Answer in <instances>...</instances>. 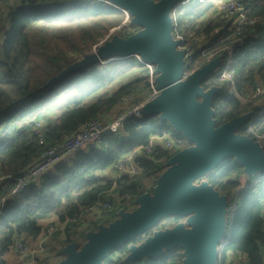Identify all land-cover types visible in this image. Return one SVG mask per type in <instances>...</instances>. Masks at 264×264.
Here are the masks:
<instances>
[{"label": "trees", "instance_id": "1", "mask_svg": "<svg viewBox=\"0 0 264 264\" xmlns=\"http://www.w3.org/2000/svg\"><path fill=\"white\" fill-rule=\"evenodd\" d=\"M182 1L172 14L173 32L177 30L184 44L193 49L189 69L206 63L204 48L217 46L221 49L217 56L223 59L229 46L243 40L232 51L235 88L220 79V71L202 83L205 89L219 87L211 104L215 125L249 113L237 132L264 141V104L262 97L253 96L256 86L264 84V0L241 1L243 22H239V11H222L224 0ZM132 18L108 0H0V176H4L0 202L6 197L0 214V264H7L17 240L35 246L52 222L62 227L53 233L59 243L45 246L34 264L57 263L65 256L62 248L66 244L76 241L80 247L88 231L111 223L121 210H134L136 199L153 191L168 160L192 144L158 113L129 116L117 131L106 133L100 146L81 147L32 177L17 196L11 195L16 178L45 149L73 135L92 118L115 109L128 95L140 101L150 97L156 65L149 66L135 55L104 58L57 77L114 34L129 37L141 30ZM62 99L67 102L57 115L54 108ZM45 111L50 118L55 115L54 119L47 122ZM33 118L35 124L30 122ZM14 120L20 122L11 124ZM38 123L44 142L36 133ZM163 131L171 133L173 146L159 142L152 152L138 154L136 173L119 179L102 176L125 153ZM204 179L227 195L228 201L238 197L234 214L227 213L224 236L229 239L219 259L223 264H264V172L247 174L235 156H227ZM107 198L112 201L110 213L85 220L91 208ZM186 220L182 215L160 218L153 227L116 246L105 264H182L184 250L179 245L143 260H127L126 255L130 244H139L155 231Z\"/></svg>", "mask_w": 264, "mask_h": 264}, {"label": "water", "instance_id": "2", "mask_svg": "<svg viewBox=\"0 0 264 264\" xmlns=\"http://www.w3.org/2000/svg\"><path fill=\"white\" fill-rule=\"evenodd\" d=\"M108 1L132 14V22L142 29L129 37L114 34L57 77L77 67L101 62L105 56L137 54L146 63L156 65L155 82L160 90L143 105L144 114L158 113L192 144L168 160L153 191L140 195L134 210H121L111 223H101L97 230L88 231L80 247L76 241L66 244L62 248L65 256L55 264H105L116 246L132 240L167 215L187 216V220L157 230L139 244H130L127 260L156 257L179 245L184 250L182 264H217L222 253L220 244L226 230L229 201L204 176L227 156H235L247 174L264 172V144L237 132L249 113L215 125L211 104L219 87L205 89L202 83L216 72L220 56L183 78L185 52L178 47L181 42L174 37L171 17V9L181 0Z\"/></svg>", "mask_w": 264, "mask_h": 264}, {"label": "built area", "instance_id": "3", "mask_svg": "<svg viewBox=\"0 0 264 264\" xmlns=\"http://www.w3.org/2000/svg\"><path fill=\"white\" fill-rule=\"evenodd\" d=\"M189 0L183 1V3H186ZM220 7L222 11L225 14H232L236 11L240 12V21L243 22L245 20L244 15V6L242 5V2H239L238 0H224ZM175 12V9H173L172 14ZM174 21V20H173ZM251 20V22H253ZM175 26V22H174ZM175 29V27H174ZM174 37L179 39L181 42V45L178 47L180 49H183L184 54V73L183 78L188 77L194 70L197 68H191L189 69V65L194 58V52L191 48V45L184 44V39L182 35L175 30ZM243 40L235 42L237 44H232L229 46V53L220 61V64L217 66L216 71H220V79L222 81L228 82L229 85H231L232 89L235 88V81H236V70L233 65V49L236 45L241 44ZM97 48V47H96ZM95 48V49H96ZM220 48L217 46H211L206 47L202 50V54L204 56L205 62L212 60L215 58L218 53L220 52ZM141 59V57L137 54H133ZM142 60V59H141ZM145 62L144 60H142ZM146 63V62H145ZM149 66H151L150 63H147ZM152 93L150 97L147 100L140 101L138 99H135L132 95L126 96L122 104L126 106V108L119 111L114 117L112 116L111 120H107L106 117H109L111 114V110L103 113L102 115H99L97 117L92 118L89 120L86 124H84L78 131H76L73 135L60 140L56 144L48 147L43 151V153L40 155V157L31 164L25 172L16 178V184L15 187L11 191L12 197L17 196L27 185L29 180L32 177H35L45 170L49 169L51 166H53L55 163H57L59 160H61L64 157H67L69 155H72L74 152H76L81 147H98L100 146L105 138L106 133L109 131H117L119 127L123 124V121L129 117V116H135L138 118L144 117L143 112V105L150 99H153L157 94L159 93V89L156 86L155 77L152 79ZM254 97H262V101L264 104V84L260 83L256 86ZM264 112V108L262 109L261 113ZM34 120V118L32 119ZM31 120V121H32ZM30 121V122H31ZM19 120H15L11 122V124L18 123ZM252 129V126L250 127ZM36 133L40 135L41 142H44V134L42 132V125L39 123L36 127ZM261 141V140H260ZM159 142L163 143L164 145L171 147L173 146V140L171 138V133L169 131H163L162 133H155L151 136L148 143L144 146L138 147L135 150L125 153L123 156H121L117 161H115L110 168L112 171L115 170V173L117 174L108 176L106 173H109L108 171L105 173V175H102L104 178L109 179H119L121 176L125 174H133L138 171L137 167V161L136 158L138 154H141L143 152L150 153L152 152L153 148L156 144ZM264 144V141H261ZM4 179V176H0V181ZM260 178H258V181ZM238 204V197L233 198L228 202V211H230L231 216L234 214V211ZM6 206V197L2 198L0 202V214L1 211ZM112 208V201L110 198L105 199L104 201L98 203L94 207L91 208L89 213L93 217H99L100 215H106L109 214ZM62 229L60 225H57L55 223H51L47 229L46 232L39 237L37 244L35 246L32 245L31 242L26 240H17L15 242V246L23 252L22 260L19 264H34L36 262V256L39 252L43 251L45 249L44 244L46 240L53 235L54 232L57 230ZM229 239V235L224 236L223 240L220 244V247L223 251L226 242ZM222 254V253H221ZM220 254V256H221ZM218 264H223L222 259H219Z\"/></svg>", "mask_w": 264, "mask_h": 264}, {"label": "crops", "instance_id": "4", "mask_svg": "<svg viewBox=\"0 0 264 264\" xmlns=\"http://www.w3.org/2000/svg\"><path fill=\"white\" fill-rule=\"evenodd\" d=\"M126 108V106L124 104H120L119 106H117L115 109L111 110V114L109 117H106L107 120H111L112 119V116L114 117L119 111H121L122 109ZM49 109V107H48ZM44 116L46 117V121H51L50 119H54V116L52 118H50L49 116V113L48 111H45L44 113ZM58 115V114H57ZM108 172L111 173L112 175H117L114 171H112V169L109 167L108 169ZM59 243V238L57 237V234H53L51 235L45 242L44 244V247L46 246L47 248L54 245V244H57ZM46 247L44 249V251L46 250ZM15 252L11 253L7 259H8V262L7 264H19L20 261L22 260V256H23V252L20 251L17 247H15Z\"/></svg>", "mask_w": 264, "mask_h": 264}, {"label": "rangeland", "instance_id": "5", "mask_svg": "<svg viewBox=\"0 0 264 264\" xmlns=\"http://www.w3.org/2000/svg\"><path fill=\"white\" fill-rule=\"evenodd\" d=\"M183 1H185V0H183ZM182 1V2H183ZM172 10L173 9H171V17H173L172 16ZM105 41V40H104ZM103 43V42H102ZM101 43V44H102ZM95 50H97V48L96 49H93V51H95ZM92 52V51H91ZM90 53V52H89ZM106 58H108V56H105ZM66 102H67V100L66 99H62L57 105H58V108L57 107H55L54 109H56V110H58L57 111V114H59L61 111H62V109L64 108V106H65V104H66ZM53 112V111H52ZM15 121V120H14ZM114 172H115V170H114ZM106 173V172H105ZM104 173V174H105ZM108 176H112V174L111 173H106ZM93 220L94 219V217L90 214V213H88L86 216H85V220ZM53 223V222H52ZM58 237V236H57Z\"/></svg>", "mask_w": 264, "mask_h": 264}]
</instances>
